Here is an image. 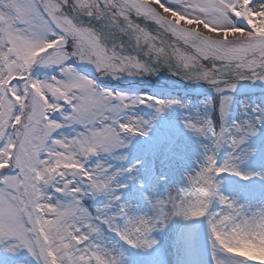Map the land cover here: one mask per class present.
Segmentation results:
<instances>
[{
	"label": "clouds",
	"instance_id": "9594fccd",
	"mask_svg": "<svg viewBox=\"0 0 264 264\" xmlns=\"http://www.w3.org/2000/svg\"><path fill=\"white\" fill-rule=\"evenodd\" d=\"M33 2L31 16L14 23L9 30L0 28V80L13 73L25 77L23 84L17 82L13 85L18 92L23 89V99L19 102L23 119L20 126L14 128V133L17 138H22L27 124L36 120L37 113H43L38 123L44 139V160L48 166L57 160L75 161L78 165L72 169L61 166L62 170L48 173L37 155L32 168L44 171V176L35 184L22 185L23 207L19 213L28 221L26 235L42 248V264H51L48 249L59 253L63 248L68 227H75L78 231L83 229L80 231L84 237L81 247L91 257L100 255L105 264H123L121 258L124 254H113L104 243L103 227L111 228L130 244L123 238L128 217L143 219L150 229L134 237V243L130 244L134 248L155 245L157 241L152 237L153 231L164 227L172 217L185 220L205 218L213 264H222L218 253L235 258V264H264V198L254 205L242 203L237 198L224 195L217 180L221 173L216 170L218 168L239 173L234 159L230 162L225 160L223 165L217 163L208 173L210 184L205 182L193 186L190 177L187 188L150 201L155 210L152 216H130L128 211L123 217L120 212L111 214L109 211L106 215L99 212L93 216L89 212L86 215L78 211L84 209L83 197L99 193L94 190L91 180L93 169L87 167L88 161L100 154H112L124 144L122 134L129 131L120 125L126 114L115 105L113 92L99 87L70 63L75 60L91 64L101 76L137 75L150 71L149 63L138 55L122 54V49L128 47L142 52L150 60L171 64L178 72L195 74L197 79L206 73V80L214 78L216 69H222L225 64L236 72L238 61L250 52L251 42L264 43V0H211V3L209 0H102L103 7L96 0H90L94 11H86L83 0H56L55 11L48 14L45 7L48 0ZM165 7L169 11H165ZM11 10V0H0V13L9 14ZM69 12L103 19L113 38L118 40L120 36H126L127 44L114 43L109 48L101 31L76 22ZM81 33L90 38L87 45L81 39ZM97 47L104 50L103 61L95 54ZM21 49H26L30 65L25 63ZM5 52H8L7 59L4 58ZM138 64L144 67L137 68ZM36 65L51 68L60 75L34 78L32 69ZM31 84H38L40 92L48 99L31 89ZM0 103L5 105L11 119L15 105L8 104L3 96H0ZM49 104L53 107L50 108ZM65 106L71 110L65 111ZM57 114L60 120L56 118ZM50 124L53 126L49 127ZM57 124L59 127H55ZM66 127L72 129V135L62 131ZM102 131L104 134L98 135ZM115 144L119 147H114ZM227 145L230 144L225 143L223 147ZM214 150L215 143L211 155L216 159ZM98 166L108 171L99 164L95 169ZM207 167L206 159L201 169ZM81 173L85 175L81 176ZM69 175L72 178L65 180ZM69 184L72 186L68 187ZM50 190L61 194L62 198H54ZM106 192H111V188ZM112 199L119 200L120 197L112 196ZM213 203L219 204L218 211L212 210ZM3 223V217H0V225ZM89 224L91 227L86 226ZM45 236L47 239L41 244L40 238Z\"/></svg>",
	"mask_w": 264,
	"mask_h": 264
},
{
	"label": "rangeland",
	"instance_id": "374dc122",
	"mask_svg": "<svg viewBox=\"0 0 264 264\" xmlns=\"http://www.w3.org/2000/svg\"><path fill=\"white\" fill-rule=\"evenodd\" d=\"M241 26L247 28L246 24ZM70 63L105 90L111 88L113 93L128 97H157L167 104L162 110H158L160 106L152 102L131 107L126 115L146 123L139 125L135 132L123 133L124 144L113 150L112 154H100L88 161L87 167L90 169L94 170L99 164L110 175H118L111 185V192L83 197L82 203L87 212L95 216L98 210L111 205L109 212L115 214L124 205L130 216H152L155 210L150 201L187 188L189 178L200 172L207 156L212 154L214 144L209 134L195 132L187 126L189 123L199 125L208 122L217 132L226 125L241 124L246 130L243 143L237 148L227 145L216 152L218 165H223L229 158L234 159L239 175L222 170L224 172L221 171L217 180L224 195L237 198L242 203L254 205L264 198V94L247 97L227 94L198 99L178 97L160 93L159 90H166L163 86L146 85L138 77L130 80L123 74L101 76L91 64L77 63L75 60ZM32 75L44 79L53 75L59 77L60 73L36 65ZM224 96L230 97L226 117L220 110ZM70 110L65 106V111ZM56 118L61 119L58 114ZM76 128L79 130V126ZM62 131L67 135L73 134L70 127ZM71 178L67 176V179ZM50 195L62 198L53 190H50ZM112 196H119L120 199L113 200ZM219 209V204L213 203L212 210ZM190 221L192 234L187 245L182 230L187 220L181 217H172L164 227L153 231L152 237L157 243L152 247L134 248L107 226L103 227L104 243L113 254H124L121 258L123 264H213L206 219ZM217 255L222 264H235V258L228 254ZM0 264L41 262L25 248L10 252L0 245Z\"/></svg>",
	"mask_w": 264,
	"mask_h": 264
},
{
	"label": "snow or ice",
	"instance_id": "6c2138e0",
	"mask_svg": "<svg viewBox=\"0 0 264 264\" xmlns=\"http://www.w3.org/2000/svg\"><path fill=\"white\" fill-rule=\"evenodd\" d=\"M11 3V13H0V28H5L6 30L11 29L14 23H18L31 16L34 11L33 0H11ZM96 3L101 4L103 7L102 0H96ZM209 3H211V0H209ZM83 6L86 11L89 9L95 10L90 0H83ZM45 7L47 9L46 14L54 12L57 7L56 0H48ZM165 11H169V9L165 7ZM237 15H239V13H237ZM81 39L87 45L90 38L86 33H81ZM47 47H51V45ZM15 50L16 49H12L11 51ZM43 50L44 49H40V51ZM20 54L24 56L25 63L30 65L31 60L26 54V49H21ZM95 54L100 61L105 59L104 50L102 48L97 47ZM7 56L8 52H5L4 58L7 59ZM238 63L239 68L235 72L238 78L241 76H250L255 79L264 80V43L252 41L250 52L244 54L243 58L239 60ZM136 67L143 68L144 66L138 64ZM224 67L230 68V65L225 64L222 69H216L213 74L214 78L208 79V81L216 87L218 93H223L228 89L235 88L234 84H229L228 81L223 79ZM13 74L8 75L7 79L0 80V96H3L8 104L15 105L14 111L11 113V119H9L5 105L0 103V217L4 219V223L0 225V245H4L5 250L10 252H14L19 248H25L42 264V248L37 247L26 235L28 221L22 219L19 213V209L23 207L21 201L23 199L22 193L24 188L22 185L29 182L35 184L38 178L44 176V171L52 173L57 169H61V166L62 168L72 169L78 167V165L75 164V161L57 160L55 164L48 166V162L44 160L45 153L42 151L44 139L38 123L43 113H37L36 120L27 124L22 138H17L14 133V128L19 127L23 119L20 113V104L18 103L23 96V89H20L18 92L17 89L13 88V85L17 84V82L23 84L25 77L22 74L16 76ZM207 77L208 74L206 73L204 76L199 77V79H207ZM4 85H7V87H4ZM30 88L35 89L42 98L48 99L44 93L40 92L38 84H31ZM113 95L116 96L115 105L125 114L131 107L141 104L142 102H152L159 105L160 108L158 110H162L167 106L165 101L157 97H128L119 93H113ZM65 99H67V97H65ZM229 100L230 97L224 96V102L220 109L222 115L225 117L228 115ZM49 107L51 108L53 106L49 104ZM144 123L146 122L133 119L128 115H125L124 118L120 120V125L124 127L125 131L129 132H135L136 128ZM52 126L51 124L49 125V127ZM187 126L195 132L209 134L214 140L215 152L220 150L225 143L230 144L233 148L239 147L240 144L243 143L246 135V130L241 124H234L231 127L226 125L219 132L208 122L199 125L196 123H189ZM55 127H59V125L57 124ZM103 134L104 132L102 131L98 135ZM57 143H59V141H57ZM114 147L118 148L119 145L115 144ZM37 155H39L40 163L44 166V171L32 168V165L36 162ZM206 159L208 161V167L201 169L197 175L190 178V183L193 186L202 185L205 182L211 183V178L208 173L217 165V160L214 155H208ZM230 161L231 158H229V162ZM216 170L222 171L224 169L218 168ZM92 172L91 180L94 182L93 187L94 190L99 193L108 191L116 175H118V173L109 175L108 171H105L100 166L92 170ZM237 174L239 175V173ZM83 175L85 174L81 173V176ZM244 178L247 179V177ZM65 180H67V176ZM71 186V184L68 185V187ZM110 207L111 205H108L104 209L98 211L106 215ZM78 211L87 215L86 209L81 208ZM118 212L121 213L122 217L126 216V206L121 205ZM197 214L202 213H193V215ZM108 222L110 223V219ZM86 226L91 227L90 224ZM126 228L127 231L123 233V238L130 244L134 243V237L139 236L141 232L150 230L146 221L136 217H128ZM93 230L95 231V229ZM67 231L68 234L64 237L63 248L59 250V253L48 249V253L52 257L51 264H105L103 256L96 255L91 257L89 252L82 249L81 243L84 237L80 235V231H83V229L78 231L75 227H68ZM45 239H47L46 236L40 238L41 244Z\"/></svg>",
	"mask_w": 264,
	"mask_h": 264
},
{
	"label": "bare ground",
	"instance_id": "6f19581e",
	"mask_svg": "<svg viewBox=\"0 0 264 264\" xmlns=\"http://www.w3.org/2000/svg\"><path fill=\"white\" fill-rule=\"evenodd\" d=\"M69 15L71 17H74L75 19L77 18H82L90 22L88 19L89 16L81 13L79 15H76L74 13L69 12ZM87 18V19H86ZM142 22V21H140ZM86 23V22H85ZM151 27V26H150ZM104 31V30H103ZM105 35L108 40H105L106 45L111 48L114 43L118 44H127V37L126 36H120L118 40L113 38L112 32L105 31ZM122 54H136L141 60H145L146 62L149 63L150 66V71L144 72L143 74H149L151 71H153V74H155L153 77H147V75H140L139 77L141 79L147 80L146 82L155 85V84H161L165 88L169 90H176V91H181V92H192L194 90H198L199 93L203 94H209L211 96H220V95H225V94H235V95H250V94H257V93H263L264 92V80L260 79H255L250 76H241L237 77L235 72L228 67H224L223 71V79L228 81L229 84H231L233 81H237V84L235 85L234 89H228L223 93H218L216 91V87L213 86L212 83H210L206 79H197L195 74H184L182 72H178L173 65L171 64H163L155 60H150L146 58L142 52H138L135 48H128L125 47L122 49ZM207 63V62H205ZM163 65L165 69H161L158 65ZM209 67H212L211 64L208 65ZM153 68V69H152ZM155 68V69H154ZM169 73L173 74V78H168ZM138 75V74H137ZM190 77H189V76ZM157 76V77H156ZM176 79L179 81H184V83L192 82L191 87H185L183 83L178 82ZM206 84L207 87L206 89L201 87V83ZM231 82V83H230ZM190 220H187V222L183 225L182 230H183V236L185 235V244H189L188 239L190 238L189 236L192 234V226H190Z\"/></svg>",
	"mask_w": 264,
	"mask_h": 264
}]
</instances>
